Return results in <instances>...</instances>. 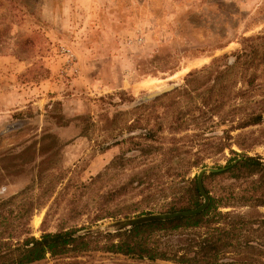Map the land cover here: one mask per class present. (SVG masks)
<instances>
[{"label": "rangeland", "instance_id": "374dc122", "mask_svg": "<svg viewBox=\"0 0 264 264\" xmlns=\"http://www.w3.org/2000/svg\"><path fill=\"white\" fill-rule=\"evenodd\" d=\"M262 30L264 0H0V201L26 186L37 189L44 174L61 171L63 182L86 181L114 156L137 154L129 151L130 136L152 127L168 98L150 102L147 93L183 85L188 71L230 54L242 36ZM153 80L156 87H143ZM177 99L184 106L183 97ZM263 127L264 119L228 134L260 138ZM224 128L176 135L185 166L198 163L187 176L224 165L229 148L241 151ZM160 134L162 141L169 136ZM246 152L264 163V138ZM141 162L126 163L117 181ZM160 186L144 184L143 192ZM46 207L31 216L33 236L56 228L57 214L40 226ZM33 264L173 263L90 252Z\"/></svg>", "mask_w": 264, "mask_h": 264}, {"label": "trees", "instance_id": "16d2710c", "mask_svg": "<svg viewBox=\"0 0 264 264\" xmlns=\"http://www.w3.org/2000/svg\"><path fill=\"white\" fill-rule=\"evenodd\" d=\"M239 43L230 54L188 71L183 85L145 95L150 102L168 98L157 122L130 136L135 140L129 151L137 154L114 156L86 181L63 182L61 171L44 174L47 179L37 189L26 186L1 200L0 264H33L90 252L173 264H264V213L258 211L264 207V163L246 152L264 138V127L260 138L228 134L259 126L264 119V30L242 36ZM178 94L184 106H179ZM220 125L241 151L229 148L232 156L213 167L218 171L187 176L198 163L185 166L176 135L188 129L203 134ZM163 131L169 134L166 142ZM135 158L148 160L117 181ZM162 177L167 178L164 185ZM153 182L162 186L143 192L144 184ZM45 205L40 226L57 214L56 228L33 236L29 221ZM123 220L130 223L118 225Z\"/></svg>", "mask_w": 264, "mask_h": 264}, {"label": "water", "instance_id": "95a60500", "mask_svg": "<svg viewBox=\"0 0 264 264\" xmlns=\"http://www.w3.org/2000/svg\"><path fill=\"white\" fill-rule=\"evenodd\" d=\"M168 87H169V86H168ZM168 87H166L165 89H167ZM218 170H220V169H219V168H213V167L202 168V169L198 172V177H199V175H200L202 172H204V171H218ZM129 223H130L129 220H123V221L119 222L118 225L120 224V225H124V226H126V225H128Z\"/></svg>", "mask_w": 264, "mask_h": 264}, {"label": "bare ground", "instance_id": "6f19581e", "mask_svg": "<svg viewBox=\"0 0 264 264\" xmlns=\"http://www.w3.org/2000/svg\"><path fill=\"white\" fill-rule=\"evenodd\" d=\"M199 62V61H198ZM178 76V73H176L174 76H173V78L174 77H177ZM158 83H159V81H156V80H153V81H151V82H145L144 84H143V87H145V88H153V87H156L157 85H158Z\"/></svg>", "mask_w": 264, "mask_h": 264}, {"label": "crops", "instance_id": "0c3cea01", "mask_svg": "<svg viewBox=\"0 0 264 264\" xmlns=\"http://www.w3.org/2000/svg\"><path fill=\"white\" fill-rule=\"evenodd\" d=\"M70 22H71V23H70L71 26H73V24H76L75 21H74V19H72ZM74 27H76V26L74 25ZM77 33H78V32H74V34H77Z\"/></svg>", "mask_w": 264, "mask_h": 264}]
</instances>
